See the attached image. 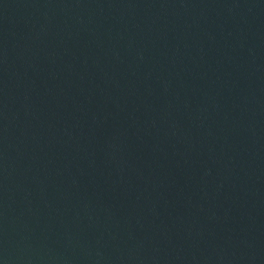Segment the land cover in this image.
Segmentation results:
<instances>
[{
	"label": "water",
	"instance_id": "obj_1",
	"mask_svg": "<svg viewBox=\"0 0 264 264\" xmlns=\"http://www.w3.org/2000/svg\"><path fill=\"white\" fill-rule=\"evenodd\" d=\"M0 264H264V0H0Z\"/></svg>",
	"mask_w": 264,
	"mask_h": 264
}]
</instances>
